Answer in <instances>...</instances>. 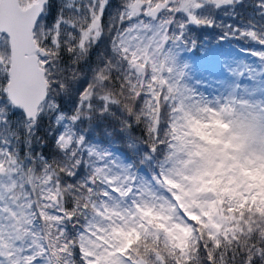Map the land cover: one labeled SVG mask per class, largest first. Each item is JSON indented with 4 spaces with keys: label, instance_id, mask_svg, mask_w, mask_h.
<instances>
[{
    "label": "snow or ice",
    "instance_id": "1",
    "mask_svg": "<svg viewBox=\"0 0 264 264\" xmlns=\"http://www.w3.org/2000/svg\"><path fill=\"white\" fill-rule=\"evenodd\" d=\"M0 264H264V0H0Z\"/></svg>",
    "mask_w": 264,
    "mask_h": 264
},
{
    "label": "trees",
    "instance_id": "2",
    "mask_svg": "<svg viewBox=\"0 0 264 264\" xmlns=\"http://www.w3.org/2000/svg\"><path fill=\"white\" fill-rule=\"evenodd\" d=\"M219 30H216L215 32L212 30L206 31L203 35L208 38V43L205 44L204 48L202 49H197L194 51V53L190 54L191 59L195 63L203 64L206 62H210L212 58L208 56V52H215L217 55L213 56L214 58L222 59L229 51H230V46L227 43L222 44L220 47H217V41L215 39L216 34L218 33ZM236 42H233L235 44ZM207 55V58L205 55ZM75 87H79V84H77Z\"/></svg>",
    "mask_w": 264,
    "mask_h": 264
},
{
    "label": "rangeland",
    "instance_id": "3",
    "mask_svg": "<svg viewBox=\"0 0 264 264\" xmlns=\"http://www.w3.org/2000/svg\"><path fill=\"white\" fill-rule=\"evenodd\" d=\"M203 55H205V57L207 58V55L205 53H203ZM217 54L215 52H208V56H210V58H212V60H210V62H206L203 63L202 66H208L211 63H214L215 61H217L218 58H214L213 56H216Z\"/></svg>",
    "mask_w": 264,
    "mask_h": 264
}]
</instances>
